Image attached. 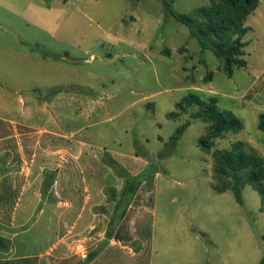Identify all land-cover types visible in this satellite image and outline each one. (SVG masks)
<instances>
[{"label": "rangeland", "instance_id": "rangeland-1", "mask_svg": "<svg viewBox=\"0 0 264 264\" xmlns=\"http://www.w3.org/2000/svg\"><path fill=\"white\" fill-rule=\"evenodd\" d=\"M218 1L0 0V113L25 115L28 99L36 96L39 108L31 121L37 126L58 130L57 121L69 133L81 129L78 137L107 149L127 173L133 160L143 162L148 180L131 213L141 206L134 199L152 189L145 199L154 208L147 228L152 264L264 259V198L250 184L243 187V205L230 190L218 193L213 158L215 150H230L236 142L264 158V132L258 129L264 113V0L244 21L250 29L243 37L248 67L235 68L232 77L166 8L168 3L178 14L193 15ZM190 94L214 99L243 129L204 150L200 142L210 124L191 116L199 107L168 117Z\"/></svg>", "mask_w": 264, "mask_h": 264}, {"label": "crops", "instance_id": "crops-1", "mask_svg": "<svg viewBox=\"0 0 264 264\" xmlns=\"http://www.w3.org/2000/svg\"><path fill=\"white\" fill-rule=\"evenodd\" d=\"M28 102L18 118L0 113V264H152L154 208L145 206L152 189L144 199L136 195L141 206L131 213L135 196L126 192L122 164L78 137L81 129L37 126L31 120L40 101ZM144 167L133 160L128 174L139 177Z\"/></svg>", "mask_w": 264, "mask_h": 264}, {"label": "trees", "instance_id": "trees-1", "mask_svg": "<svg viewBox=\"0 0 264 264\" xmlns=\"http://www.w3.org/2000/svg\"><path fill=\"white\" fill-rule=\"evenodd\" d=\"M257 7L258 0H219L210 7L197 9L193 15H182L175 12L171 4L166 3L170 14L188 27L200 47L212 51L224 62V72L229 77L233 76L235 68L248 67L244 59L246 43L243 37L250 29L244 25V21ZM208 78L206 82L212 81ZM192 107H199L192 113L193 118L210 124L209 131L200 142L208 152L214 146L213 140L223 138L228 132L237 133L243 129V123L232 112L221 111L214 99L205 101L196 94L183 98L176 104L177 112L170 113L168 117L175 119L179 113L188 114ZM188 126L189 123H185L178 128L174 135L175 142ZM258 129L264 132V113L259 115ZM213 158L215 189L218 193L230 190L236 201L243 205V187L250 184L264 198V158L254 150L249 149L243 142H236L230 150H215ZM118 169L126 180V192L136 197L139 187L148 179L143 175L132 177L119 166ZM227 178L229 180L222 185ZM0 245H5L1 238ZM259 264H264V259Z\"/></svg>", "mask_w": 264, "mask_h": 264}]
</instances>
